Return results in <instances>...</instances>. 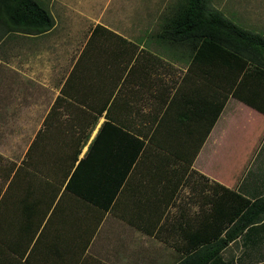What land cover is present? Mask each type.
Instances as JSON below:
<instances>
[{
	"label": "crops",
	"instance_id": "obj_1",
	"mask_svg": "<svg viewBox=\"0 0 264 264\" xmlns=\"http://www.w3.org/2000/svg\"><path fill=\"white\" fill-rule=\"evenodd\" d=\"M63 21L0 31V264L213 252L238 219L232 194L264 195V115L241 103L230 128L233 98L217 115L224 93L191 47ZM235 232L208 264H264V217Z\"/></svg>",
	"mask_w": 264,
	"mask_h": 264
},
{
	"label": "trees",
	"instance_id": "obj_2",
	"mask_svg": "<svg viewBox=\"0 0 264 264\" xmlns=\"http://www.w3.org/2000/svg\"><path fill=\"white\" fill-rule=\"evenodd\" d=\"M40 0H0V11L9 26L0 24L2 31L37 35L47 32L54 21ZM1 21V20H0ZM160 32L155 36L157 43L183 44L197 52V59L209 63L214 69L217 90L242 102L264 115V38L244 30L228 21L219 11L209 8V0H182L173 15L164 20ZM1 23V22H0ZM223 83V84H222ZM141 143L138 149L141 147ZM234 203L232 222L237 221L217 242L213 252H197L178 264H208L218 255L227 242L264 217V195L254 201L232 194ZM236 205V207H235Z\"/></svg>",
	"mask_w": 264,
	"mask_h": 264
},
{
	"label": "rangeland",
	"instance_id": "obj_3",
	"mask_svg": "<svg viewBox=\"0 0 264 264\" xmlns=\"http://www.w3.org/2000/svg\"><path fill=\"white\" fill-rule=\"evenodd\" d=\"M3 1L5 3V0ZM66 1L68 0H40V2H37L43 9L48 10L53 21H58L57 24L60 20H64L60 24L62 28L71 26L88 27L101 23L117 28L143 27L151 29L153 48H155L163 45L162 42H159V45L157 44L156 34L160 32L164 20L173 15L177 5L182 0H70L69 3ZM64 5L73 6L75 9L71 8L72 13L63 15L61 10L65 8ZM209 8L219 11L234 25L264 38V0H209ZM76 9L78 11H73ZM0 20V24L6 27L9 26L3 13V5L1 6ZM10 36L16 37L15 35ZM136 37H140V35ZM235 101L236 103H233ZM241 103L234 98L231 99L228 106L232 114L230 128L242 126V112L244 111H236V106L243 107L240 105ZM233 137L237 138L235 134Z\"/></svg>",
	"mask_w": 264,
	"mask_h": 264
}]
</instances>
